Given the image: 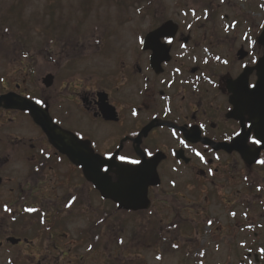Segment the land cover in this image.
I'll list each match as a JSON object with an SVG mask.
<instances>
[{
	"label": "flooded vegetation",
	"instance_id": "obj_1",
	"mask_svg": "<svg viewBox=\"0 0 264 264\" xmlns=\"http://www.w3.org/2000/svg\"><path fill=\"white\" fill-rule=\"evenodd\" d=\"M118 13L109 19L95 13L92 26L79 19L71 26L74 32L63 35L59 87L51 71L36 77L35 58L45 53L50 58L51 51L37 53L0 29V251H13L11 264H62L69 213L90 223L88 237L105 239L116 207L52 148L28 113L6 108V96L36 103L54 125L110 160L111 167L102 172L112 183L118 166L152 161L136 179L147 185L149 209L123 214L152 216L157 204L170 205L175 224L160 228V236L181 223L194 226L189 214L202 209L189 203L187 194L217 198L226 214L227 189L264 190V67L256 70L264 56L258 44L264 26L237 30L234 24L215 23L207 13L206 24L175 23L144 42L162 21L129 43V30L125 35L122 27L114 29L120 27L114 24L119 18L113 21ZM47 76L50 87L45 88ZM61 93L62 110L56 106ZM63 163L69 167L62 175ZM89 197L98 206L92 207ZM212 215L203 221L205 236L221 230L211 228L222 221ZM229 215L237 217L233 211Z\"/></svg>",
	"mask_w": 264,
	"mask_h": 264
},
{
	"label": "rangeland",
	"instance_id": "obj_2",
	"mask_svg": "<svg viewBox=\"0 0 264 264\" xmlns=\"http://www.w3.org/2000/svg\"><path fill=\"white\" fill-rule=\"evenodd\" d=\"M210 8L213 11L210 12ZM95 13L99 19H109L118 13L113 21L119 18L114 24L120 27L114 29L122 27L126 30L125 35L129 30L130 37L126 38L129 43L135 40L139 31L162 21L206 24L204 15L207 13L215 23L234 24L237 30L264 26V0H0V29L3 27L4 35L12 34L19 44H30L37 53L51 51L50 58H46V53L43 58H35L36 77L51 71L56 75V86L59 87L62 83V37L74 32L71 26H77L79 19V23L84 21L83 25H94ZM63 23L67 26L64 29ZM47 41L53 42L52 46ZM99 66L104 64L99 62ZM56 106L62 110V93L56 97ZM13 129L12 134L17 131V126ZM64 164L62 175L69 167ZM160 191L163 193V189ZM223 195L230 202L226 214L217 198L214 200L210 196L205 201V193L187 194L185 199L200 206L202 215L196 210L194 215L189 214L195 222L193 227L192 222L181 223L173 232L162 231L166 242L160 245L153 244L157 231L175 224L170 205L157 204L152 216L134 217L118 212L109 220L108 226L105 225L106 238L95 247L85 238L90 223L69 213L67 234H62V264H264V190L257 193L255 187L242 189L238 186L227 189ZM91 199L89 197L91 206H98V201ZM86 203L80 207L85 209ZM209 209L222 220L213 223L211 228L220 227L221 230L216 235L206 233L205 236L203 221L214 218L212 213L206 218ZM231 211L237 217H230ZM246 226L251 229L247 230ZM98 231H101L100 227ZM14 255L13 251H0V264H11Z\"/></svg>",
	"mask_w": 264,
	"mask_h": 264
},
{
	"label": "water",
	"instance_id": "obj_3",
	"mask_svg": "<svg viewBox=\"0 0 264 264\" xmlns=\"http://www.w3.org/2000/svg\"><path fill=\"white\" fill-rule=\"evenodd\" d=\"M169 24L162 27L160 31L166 29ZM259 42H264V31ZM263 66L264 58L258 63V71H261ZM13 106L15 109L30 112L33 121L43 129L53 146L60 153L66 155L74 165L82 168L86 180L94 185L103 198L111 199L118 205L119 209L123 210L136 211L147 208L145 186L134 185L128 179L131 176L133 182L137 181L139 171L129 172L120 168L117 172V183L115 185L109 184L107 176L100 173L101 167L110 165L108 161L92 155L86 144L77 141L70 134L53 126L47 114L32 103L20 100ZM11 242L15 243L13 240Z\"/></svg>",
	"mask_w": 264,
	"mask_h": 264
},
{
	"label": "snow or ice",
	"instance_id": "obj_4",
	"mask_svg": "<svg viewBox=\"0 0 264 264\" xmlns=\"http://www.w3.org/2000/svg\"><path fill=\"white\" fill-rule=\"evenodd\" d=\"M38 103H39V101H38ZM253 143H256V141H253ZM197 155H199V153H197ZM123 159V158H122ZM134 163H136V162H134Z\"/></svg>",
	"mask_w": 264,
	"mask_h": 264
}]
</instances>
